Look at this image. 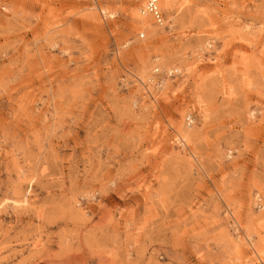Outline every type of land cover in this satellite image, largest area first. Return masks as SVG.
Returning a JSON list of instances; mask_svg holds the SVG:
<instances>
[{"label": "rangeland", "instance_id": "1", "mask_svg": "<svg viewBox=\"0 0 264 264\" xmlns=\"http://www.w3.org/2000/svg\"><path fill=\"white\" fill-rule=\"evenodd\" d=\"M156 1L0 0V264H264V0Z\"/></svg>", "mask_w": 264, "mask_h": 264}, {"label": "built area", "instance_id": "2", "mask_svg": "<svg viewBox=\"0 0 264 264\" xmlns=\"http://www.w3.org/2000/svg\"><path fill=\"white\" fill-rule=\"evenodd\" d=\"M146 10L148 11L152 18L154 19L155 23L157 25H161L163 21V14L158 10L156 5V0H149V3L146 7ZM143 36H140L142 38ZM158 70L156 69L154 73H157Z\"/></svg>", "mask_w": 264, "mask_h": 264}, {"label": "bare ground", "instance_id": "3", "mask_svg": "<svg viewBox=\"0 0 264 264\" xmlns=\"http://www.w3.org/2000/svg\"><path fill=\"white\" fill-rule=\"evenodd\" d=\"M148 3H149V0H147V2L145 3V5H144V7L142 8V9H140V11H139V13L142 15V16H150V17H152L149 13H147L148 11L146 10V7H147V5H148ZM156 5H157V1H156ZM157 8H158V10L160 11V9H159V7L157 6ZM161 12V11H160ZM153 19V18H152ZM153 21H154V19H153ZM164 18H163V21H162V24L161 25H158V26H163V24H164ZM154 23H155V21H154ZM155 25H157L156 23H155ZM156 70V69H155ZM158 70V69H157ZM151 79H152V82H153V76H151ZM183 138H184V136H183Z\"/></svg>", "mask_w": 264, "mask_h": 264}]
</instances>
